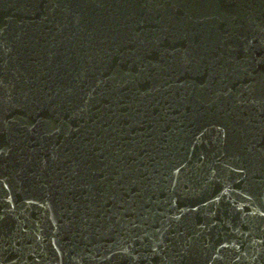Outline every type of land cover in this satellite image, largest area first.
Wrapping results in <instances>:
<instances>
[{
    "label": "water",
    "instance_id": "95a60500",
    "mask_svg": "<svg viewBox=\"0 0 264 264\" xmlns=\"http://www.w3.org/2000/svg\"><path fill=\"white\" fill-rule=\"evenodd\" d=\"M0 264H264V0H0Z\"/></svg>",
    "mask_w": 264,
    "mask_h": 264
}]
</instances>
